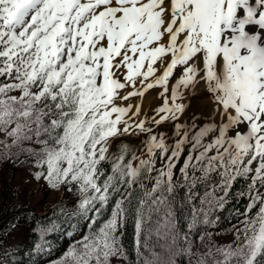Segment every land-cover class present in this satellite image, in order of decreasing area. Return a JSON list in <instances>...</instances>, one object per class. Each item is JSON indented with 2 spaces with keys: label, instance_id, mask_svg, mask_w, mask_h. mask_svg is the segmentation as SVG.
<instances>
[{
  "label": "snow or ice",
  "instance_id": "6c2138e0",
  "mask_svg": "<svg viewBox=\"0 0 264 264\" xmlns=\"http://www.w3.org/2000/svg\"><path fill=\"white\" fill-rule=\"evenodd\" d=\"M253 24L264 29V0H0V78L10 81L0 82L5 137L0 161L25 155L23 165L31 158L35 181L54 191H75L78 211L95 212L87 217L89 234L59 264L127 260L122 233L130 211L136 254L143 257L136 264H176L181 253L195 256V264H264V46L260 31H246ZM178 68L181 74L170 84ZM201 84L212 104L211 122L192 133L198 127L195 115L190 124L178 121L190 106L187 95H195ZM154 88L162 89L157 95L163 103L153 109L151 122H174L178 139L172 146L163 134H151L147 118L139 119L142 104L129 102L144 100ZM137 131L149 133L147 159L133 154L139 164L125 163L124 149L101 182L111 140ZM26 142L36 147H25ZM188 143L191 153H198H190L179 169L189 189L217 173L221 183L214 190L227 196L237 178L250 179V203L243 226L236 228L235 246L209 244L198 254L189 233H183L188 247H177L181 234L170 197L177 187L175 161ZM157 150L167 161L160 169ZM153 171L158 175L149 189L142 180ZM137 184L143 195L131 208ZM121 186L127 191L115 200L110 217L98 223ZM199 223L212 222L207 213L203 221L193 213L187 227L194 231ZM152 232L165 241L160 252L150 248ZM142 249H149L151 258Z\"/></svg>",
  "mask_w": 264,
  "mask_h": 264
},
{
  "label": "rangeland",
  "instance_id": "374dc122",
  "mask_svg": "<svg viewBox=\"0 0 264 264\" xmlns=\"http://www.w3.org/2000/svg\"><path fill=\"white\" fill-rule=\"evenodd\" d=\"M0 82H10L7 78H0ZM11 95H19V92H13ZM155 115L153 109L146 112L147 118L151 121V118ZM197 115L196 112H189L188 116ZM191 117V118H192ZM158 118V117H157ZM182 123V121H178ZM196 129H190V132L194 133L198 130L201 124L197 125ZM157 130V131H156ZM151 134L156 135L158 138L161 134L165 136L166 143L169 146L174 145L178 137L175 135L174 122L161 125L157 127ZM230 134V133H229ZM233 135V134H230ZM149 138V133L125 134L120 135L111 140L109 145L110 158L115 160L119 156L122 150L127 149V155H125L124 162L132 161L133 166H137L139 161L132 160V155L147 159L146 155V142ZM5 139L4 134L0 133V140ZM210 136L205 138V143L210 142ZM25 147H36L34 144L26 142ZM192 145L188 143L184 146L180 159L175 161L176 167L173 169V173H181L179 169L183 167L184 161L191 153ZM170 154V153H169ZM196 155L198 153H191ZM209 155H215L213 150ZM112 156V157H111ZM25 155H19L16 158H12L10 162L0 161V207L3 203V195H9L8 204L14 206V210L5 218L0 219L1 223L6 219H11L15 213H20L23 220H26L24 225L18 223L16 228L8 237L6 243L0 247V264H18V261L26 260L33 253L34 258L28 264H59V262L65 257V254L79 241L83 239L85 235L89 234V228L83 224L77 229H73L68 232L66 228H70L72 223H67L64 227L60 226V223H56V220L69 221L68 217L71 212L77 210V204L79 197L67 194L64 188L59 191H54L48 188L44 181H35L31 175L33 171L37 169L34 167V161L29 158V162L21 165L19 161L25 160ZM167 163L166 159L162 160L157 150L155 168L160 169ZM195 163V160H193ZM255 165H253L254 167ZM190 171V175L191 170ZM198 177L203 174L200 172L194 173ZM158 175L157 171H153L150 177H146L142 180L143 185L146 188L154 186L155 177ZM176 178L174 175L173 180ZM250 183V179H247ZM200 190L197 192V199L194 202V213L200 221H203L205 213H207L208 219L212 222L209 224L199 223L194 231H191L188 235V241L192 243V251L198 254H202L208 250L209 244H214L217 247H226L228 245L235 246L236 244V228L242 227V221L244 220V213L250 203L248 195V185L243 189L240 194H246L247 205L245 211L239 216L235 217L229 223H225L216 219V210L221 206L219 202L220 197H224L222 204L226 201V196L223 190L218 186L221 183V178L217 173H213L206 179H199ZM231 191H228V194ZM227 194V195H228ZM172 199V196L170 197ZM209 200L211 203L202 204V200ZM173 200V199H172ZM12 202H15L14 204ZM258 207V206H257ZM257 211L256 208L252 210L251 214ZM38 213L40 215H46L48 212H52L54 217L53 224H39L33 222L30 219L31 213ZM163 214L161 213V216ZM239 218V219H238ZM49 220V218L47 219ZM153 227H155V217L152 221ZM67 230V231H66ZM65 234L62 236V241L54 244L49 243L48 233ZM204 236L205 239L201 240L200 237ZM54 238V237H53ZM55 239V238H54ZM53 239V241H54ZM165 241L158 239L155 232H152L149 239L151 250L156 252L161 251V245ZM170 243V241H169ZM177 247L187 248L188 244L180 239L177 241ZM144 256L151 258L149 249H142ZM128 257V256H127ZM196 257H189L186 253H181L176 257V264H195ZM110 264H130L129 258L127 260L122 258L113 257L110 259Z\"/></svg>",
  "mask_w": 264,
  "mask_h": 264
},
{
  "label": "trees",
  "instance_id": "16d2710c",
  "mask_svg": "<svg viewBox=\"0 0 264 264\" xmlns=\"http://www.w3.org/2000/svg\"><path fill=\"white\" fill-rule=\"evenodd\" d=\"M113 161L114 160L110 158V154H109V159L107 161L102 162V170L104 171L105 176L101 177V182L103 181V179L106 178L107 175L112 174ZM212 174L213 173H211L210 175ZM174 175H176V178L174 179V183L177 185V187L175 188V191L172 194V199L174 203V210H175L178 228L181 234L180 240L184 241L183 233L190 234L191 232L188 229L187 225L192 221L193 213H194V202L197 199V192H201L200 190L201 184L198 179L195 186L189 189L188 187L185 186L187 182L184 180L183 177L180 176V174L174 173ZM195 176L198 177L197 174H195ZM247 184H249V181H247V178H243V177L237 178L233 182L231 189L229 190L231 192L226 196V201L223 204H221V206L216 210L217 220L225 223H229L231 220H234V218L237 216H239L240 218L241 213L245 211V207L247 205L246 194H240V193L244 191L243 188L247 186ZM126 191H127L126 188L124 186H121L120 194H111L108 205H106L101 211L98 223H103L108 217H110L111 209L112 207H114L115 200L119 199L120 195L124 194ZM67 194L73 195L74 197H79V195L75 191L72 192L67 191ZM142 195L143 192L139 184L135 185L131 197V206H130L131 208H135L137 206V202ZM3 197H4L3 203L0 207V219L7 217L14 210V206H10L8 204L9 195L6 194L5 196L3 195ZM12 203L14 204L15 202ZM96 207L99 208L100 205L97 204ZM93 215H95V212L81 214L77 209L71 212V215L68 217L69 221L65 222L64 220L57 219L56 223H60V226L63 227L67 223L69 224L72 223L70 228H66L69 232L73 229H77L82 224L83 227L84 226L85 228L88 227L90 221L89 219H87V217ZM9 217H11L10 220L9 219L4 220L0 225V247L6 243L8 237H10L11 233L16 228V225H18V223H20L21 225H24L26 223V220H23L21 218L22 216L20 215V213H15L14 215ZM48 218L49 220H47ZM29 220L33 222H38L39 224H53L55 219L52 216V212H48V214L46 215H40L34 212L31 213V217ZM63 235L65 234H55L51 232L47 234V237H49L50 240L49 243L54 244L56 242L62 241ZM122 244L124 249L126 250L127 256L130 260V264H136L138 259L139 260L143 259V257H137L136 254V234L134 227V215L131 211L129 213L127 223L123 229ZM33 258L34 255L33 253H31V256L28 259L26 260L20 259L18 261V264H28Z\"/></svg>",
  "mask_w": 264,
  "mask_h": 264
},
{
  "label": "bare ground",
  "instance_id": "6f19581e",
  "mask_svg": "<svg viewBox=\"0 0 264 264\" xmlns=\"http://www.w3.org/2000/svg\"><path fill=\"white\" fill-rule=\"evenodd\" d=\"M239 14L240 15L243 14L242 9H241ZM246 31L249 34H255L257 31H260L262 34V38L259 41V43L261 44V46H264V29H258V26L253 24V25L247 26ZM180 74H181L180 68L175 70L174 76L171 79L170 84L172 82H174V80L176 78H178V76ZM160 91H162V89H160V88H154L152 90H149L146 93V98L142 101L139 97L131 98V100L129 102H131L133 105H135L136 103L142 104V115L139 117V119L147 118L146 112H148L151 109H154L157 106L162 105L163 101L157 95ZM184 102L186 104H189L190 106H189L188 110L180 118L182 123L190 124L192 122V120H191L192 116L190 117V116H188V114H189V112H193V111L197 113V115H196L197 125L201 124L203 126V124L211 122L210 120L207 119V116H208L209 112L211 111L212 104H211V101L209 98V94L204 90L203 84H201L197 87L195 95H190V94L187 95V99ZM127 103L128 102H124L123 106H127ZM133 119L135 120L136 118L134 117ZM147 121L148 122H147L146 126L151 129V132L154 131L157 127H159L161 125L169 124V122L166 121L161 125H156V124L152 123L148 118H147ZM238 130L243 131L244 126L243 125L239 126ZM230 134L234 135V132L230 131ZM214 135H218V133L210 134L209 136L212 139Z\"/></svg>",
  "mask_w": 264,
  "mask_h": 264
}]
</instances>
